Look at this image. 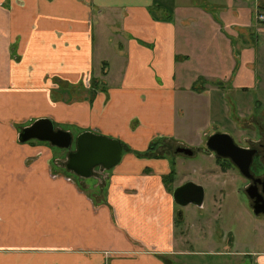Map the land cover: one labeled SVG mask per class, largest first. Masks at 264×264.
I'll return each instance as SVG.
<instances>
[{
	"label": "crops",
	"instance_id": "0c3cea01",
	"mask_svg": "<svg viewBox=\"0 0 264 264\" xmlns=\"http://www.w3.org/2000/svg\"><path fill=\"white\" fill-rule=\"evenodd\" d=\"M260 4L0 0V264H185L194 252L166 184L184 163L155 147L208 135L207 115L223 111L210 93L232 85L245 100L250 68L264 67ZM97 79L105 91L92 88ZM45 118L72 136L68 126L118 139L120 162L94 168L93 183L54 173L75 146L19 139ZM211 243L222 244L215 255H233L231 242ZM249 263L264 264V251Z\"/></svg>",
	"mask_w": 264,
	"mask_h": 264
},
{
	"label": "rangeland",
	"instance_id": "374dc122",
	"mask_svg": "<svg viewBox=\"0 0 264 264\" xmlns=\"http://www.w3.org/2000/svg\"><path fill=\"white\" fill-rule=\"evenodd\" d=\"M109 31L112 34L111 39L115 43V33L118 32L117 28H110ZM244 71L246 72V68H244L242 63L236 68L235 74L242 75ZM250 71H253L254 79H251L247 85L248 94L244 95V101H240V94L237 93L238 91L240 92V90L234 92L229 90L234 88L232 85L230 88H225V91L223 90L219 94H209V97L214 100L212 101V105L214 106L215 100H217L219 105L223 106V111L217 113V115L211 114V117L207 115L211 120L203 126L204 131L207 133L223 131L235 135V128H237L238 132L236 133L240 135L242 133L239 131V129H241L240 126L245 123L239 124L237 117L240 116L239 120L241 122L248 110L256 108V111H264V79H260V75L262 73L264 74V67L254 64L253 67L250 68ZM253 81L255 82L253 83ZM256 104H258V106ZM199 105L200 108L203 109V104L199 103ZM187 122L191 125L189 119H187ZM68 127L71 128L73 133L72 147H74L78 136L77 132L79 130L75 127ZM195 134L198 133L196 132ZM184 136L185 138L182 139L186 142V145L195 152L193 156L177 153L176 149H174L175 146L168 148V145H160L158 143L155 148H158V146L161 147L158 150L155 149V153H157L158 156H167L169 158L175 156L174 160L177 158L184 163V165L178 169L177 173L166 180V184H168L171 189L174 190V184L176 185L190 180L203 186L205 191L204 208L202 210L194 208V206L189 204V206H187L189 207L188 209L181 207V210L178 212V215L184 212V218L180 221V224H178L177 231L182 230L186 232L189 240L187 249L188 251L194 252L193 256L184 258L185 264H243L245 258L247 259L245 264H248L250 260L254 261L258 253L264 251V216L258 217L254 215L248 207L238 204L235 187L230 181L232 180L229 176L230 172L226 169L222 170L217 167L216 158L209 149L206 153L201 152L204 150L203 143L207 135L203 136L201 140L198 139L199 137L196 135V143L192 142V138L195 136L194 134H186ZM159 137L160 136H156L153 139L158 140L157 142H166V140ZM56 150L58 151L57 153H61L59 155L56 153L55 155L57 157H64L65 151L63 152L60 149ZM52 168L54 173L66 172L65 165L57 166L55 164ZM95 169L104 170L101 166ZM99 174L100 173H98V176ZM98 178L99 177H96V179ZM81 179L93 183L91 180L93 178L82 177ZM190 210H193L194 213H190ZM201 228L202 230H200ZM217 230L226 231L225 233H228L229 237L234 239V248L231 249L233 253L232 256L224 257L215 255V253H219L223 248L222 244L212 245L211 243L214 241L218 242L215 236ZM237 253H245L246 255L237 256Z\"/></svg>",
	"mask_w": 264,
	"mask_h": 264
},
{
	"label": "water",
	"instance_id": "95a60500",
	"mask_svg": "<svg viewBox=\"0 0 264 264\" xmlns=\"http://www.w3.org/2000/svg\"><path fill=\"white\" fill-rule=\"evenodd\" d=\"M19 139L22 142L31 139L49 142L61 149H71L73 144L71 133L61 129L55 130L53 121L47 118L39 119L26 127L20 133ZM222 141L229 142L231 138L227 134H214L208 140V148L223 154L220 149ZM176 152L189 156L193 154L191 149L182 147L177 148ZM121 158L122 145L118 139L85 131L77 136L75 150L68 153L66 168L80 177L88 178L95 167L110 169L118 164ZM172 197L179 207L189 204L201 207L204 201V188L193 181H188L177 186L172 192Z\"/></svg>",
	"mask_w": 264,
	"mask_h": 264
},
{
	"label": "flooded vegetation",
	"instance_id": "af4514ba",
	"mask_svg": "<svg viewBox=\"0 0 264 264\" xmlns=\"http://www.w3.org/2000/svg\"><path fill=\"white\" fill-rule=\"evenodd\" d=\"M264 13V12H263ZM258 106V104H256ZM256 108L246 111L243 121L240 122V135L237 128H235V135L221 131L209 133L205 137L204 150L207 152L208 140L214 134H227L231 141H222L220 149L223 154H219L214 150L209 151L216 158V165L220 169H226L230 172V180L235 187V194L237 195V202L239 205L246 206L256 216H264V111H256ZM235 121V119H234ZM203 138V137H202ZM201 138V139H202ZM182 148H192L188 146H180ZM179 147H176V149ZM200 151V150H198ZM195 152L190 156H193ZM186 155V154H184ZM189 156V155H187ZM180 183V185L188 182ZM205 197V191H204ZM197 207V206H196ZM199 209L204 208V201ZM216 218V217H214ZM217 219V218H216ZM218 220V219H217ZM201 225V224H200ZM202 226V225H201ZM202 230V228L200 229ZM216 240L223 239L229 241L234 246V239L229 237L228 233L217 230ZM239 256H245V253H237Z\"/></svg>",
	"mask_w": 264,
	"mask_h": 264
},
{
	"label": "trees",
	"instance_id": "16d2710c",
	"mask_svg": "<svg viewBox=\"0 0 264 264\" xmlns=\"http://www.w3.org/2000/svg\"><path fill=\"white\" fill-rule=\"evenodd\" d=\"M261 2L260 6H259V11L260 12H264V0H259ZM105 64V63H104ZM105 74V73H104ZM92 88H95V90L97 91H105V86L104 84L101 82V80L97 79L95 80L93 83H92ZM94 93H96V91H94ZM121 143V142H120ZM122 145V143H121ZM154 148V144H151L150 145V149H153ZM122 154H123V145H122ZM173 175V174H172ZM171 175V177H172ZM171 177H168V178H171Z\"/></svg>",
	"mask_w": 264,
	"mask_h": 264
},
{
	"label": "built area",
	"instance_id": "2783aa9c",
	"mask_svg": "<svg viewBox=\"0 0 264 264\" xmlns=\"http://www.w3.org/2000/svg\"><path fill=\"white\" fill-rule=\"evenodd\" d=\"M257 21L264 24V13L258 11L256 15Z\"/></svg>",
	"mask_w": 264,
	"mask_h": 264
}]
</instances>
